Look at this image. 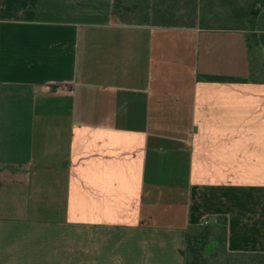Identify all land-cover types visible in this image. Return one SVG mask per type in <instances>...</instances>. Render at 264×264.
Returning a JSON list of instances; mask_svg holds the SVG:
<instances>
[{"label":"crops","instance_id":"crops-1","mask_svg":"<svg viewBox=\"0 0 264 264\" xmlns=\"http://www.w3.org/2000/svg\"><path fill=\"white\" fill-rule=\"evenodd\" d=\"M200 8L0 0V264H184L220 216L264 253V30Z\"/></svg>","mask_w":264,"mask_h":264},{"label":"trees","instance_id":"trees-1","mask_svg":"<svg viewBox=\"0 0 264 264\" xmlns=\"http://www.w3.org/2000/svg\"><path fill=\"white\" fill-rule=\"evenodd\" d=\"M201 28L242 30L248 49L257 50V31L264 30V0H201ZM207 81L244 82L248 79L202 75ZM228 220L188 229L186 245L180 251L184 264H264L263 252H234L228 248Z\"/></svg>","mask_w":264,"mask_h":264},{"label":"built area","instance_id":"built-area-1","mask_svg":"<svg viewBox=\"0 0 264 264\" xmlns=\"http://www.w3.org/2000/svg\"><path fill=\"white\" fill-rule=\"evenodd\" d=\"M207 223V222H206Z\"/></svg>","mask_w":264,"mask_h":264}]
</instances>
